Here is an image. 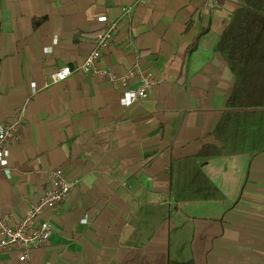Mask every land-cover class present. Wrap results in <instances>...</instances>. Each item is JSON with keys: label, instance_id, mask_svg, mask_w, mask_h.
Here are the masks:
<instances>
[{"label": "crops", "instance_id": "obj_1", "mask_svg": "<svg viewBox=\"0 0 264 264\" xmlns=\"http://www.w3.org/2000/svg\"><path fill=\"white\" fill-rule=\"evenodd\" d=\"M239 6L0 0V123L25 106V140L0 172V216L22 218L53 169L75 183L50 239L0 264H264V151L227 153L216 135L234 75L214 50ZM103 15L119 31L98 66L159 81L130 106L92 74L45 84L84 62Z\"/></svg>", "mask_w": 264, "mask_h": 264}, {"label": "built area", "instance_id": "obj_2", "mask_svg": "<svg viewBox=\"0 0 264 264\" xmlns=\"http://www.w3.org/2000/svg\"><path fill=\"white\" fill-rule=\"evenodd\" d=\"M104 23L103 29L94 37V47L81 65L71 68L65 66L48 76L45 84H55L64 81L74 73L92 74L107 81L110 85L121 88L122 94L119 102L122 106H130L148 97L149 91L159 81L151 74L141 73L136 69L118 74L112 69H103L98 66L103 51L112 43L118 33V22L111 21L103 15L97 18ZM218 56L213 58L216 62ZM137 77V82L130 85ZM25 106L16 108L14 119L10 122L0 123V172L6 169L8 148L15 142L25 140L21 133V126ZM49 188L43 192L39 199L31 205L27 213L19 220H14L11 214L0 216V256L4 252L15 251L20 261H26L31 252L45 242L51 235L53 226L51 215L56 213L63 200L75 187L69 181L61 168L49 172Z\"/></svg>", "mask_w": 264, "mask_h": 264}, {"label": "trees", "instance_id": "obj_3", "mask_svg": "<svg viewBox=\"0 0 264 264\" xmlns=\"http://www.w3.org/2000/svg\"><path fill=\"white\" fill-rule=\"evenodd\" d=\"M237 1L240 6L214 50L234 75L231 110L216 135L225 144L224 152H263L264 0Z\"/></svg>", "mask_w": 264, "mask_h": 264}]
</instances>
